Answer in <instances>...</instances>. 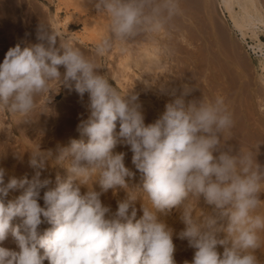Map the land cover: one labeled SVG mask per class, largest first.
<instances>
[{"label":"clouds","instance_id":"1","mask_svg":"<svg viewBox=\"0 0 264 264\" xmlns=\"http://www.w3.org/2000/svg\"><path fill=\"white\" fill-rule=\"evenodd\" d=\"M93 6L92 18L105 21L93 55L40 25L41 42L18 43L0 60V143L15 137L9 117L27 122L37 108L49 114L60 85L81 98L87 94L86 118L76 126L80 139L43 151L38 142L28 152L31 165L38 157L41 169L45 162L62 166L66 179L57 176L53 185L39 171L29 179L0 166V244L11 235L18 248L0 246V264H175L174 236L194 250L183 264H261L256 253H264V165L256 160L258 144L233 151L228 143L234 120L225 98L186 101L192 91L187 84L177 95L167 78L143 80L173 97L145 124L138 94L121 92L98 71L95 56L114 48L126 52L136 36L164 32L178 0H94ZM155 51L168 55L158 43ZM117 145L131 152L139 186L129 188L135 173L126 167L125 153L114 151ZM117 189L126 198L113 211L101 196ZM201 197L211 213L197 208ZM173 209L184 225L179 232L161 219ZM42 223L50 227L40 233Z\"/></svg>","mask_w":264,"mask_h":264},{"label":"rangeland","instance_id":"2","mask_svg":"<svg viewBox=\"0 0 264 264\" xmlns=\"http://www.w3.org/2000/svg\"><path fill=\"white\" fill-rule=\"evenodd\" d=\"M179 1L182 2L181 0H178V3H179ZM183 1H185V0H183ZM191 2H190V4H191ZM193 2H194V0H193ZM217 2H218V0H204L202 3L205 5V8H204L205 12H203V7H201V9L200 8L197 9L198 7L195 6L194 3L193 4L196 8L193 6V4H192L193 7L190 4H188L187 1L183 2V4H185V6L188 4V6H186V7H190L192 9H189V8L187 9L185 6H183L182 3L178 4V6L181 5V7H180V9H178V11L175 15L179 16V17L190 18L189 23L184 22L186 24L187 28H185V30L183 32V37H184L183 39L181 37L177 36L178 34L176 33V27H175L177 25V23L175 22L176 19L175 18H174L175 20L173 19V17H175V15H173V17L171 18L172 21L171 20L169 21V23L166 27V30L164 32L159 33V34H154V35L142 34V35H140L141 37L138 35V39L143 38V39H141L142 41H140V40L138 41V39L136 38L137 36H136L128 44L127 51L131 55L132 54L136 55L138 47L144 43H147L148 41L150 43L154 44L155 46L158 43L159 45L167 48V50H168L167 56L159 57L157 55L158 60H159L158 64H159V66H161L160 67L161 69L152 71L150 73V77H147V80L152 79L153 81H156L158 79V83H159L160 80L167 78V81H168L167 87L169 89L175 87L177 89V95L179 94L180 86L187 83V85H189V87L192 88V91L190 92V94L187 97H185L186 101H187V99H194V96H195V99H199L201 97L202 98L206 97V99H207L209 97V95H208V93L204 94V92L206 93L207 90L204 88L205 84L203 83L204 81H202V79H201L202 78L201 75L203 74V72H206V70H204V68H206L204 66V63L208 64L210 62V59H213V61H215L214 59H216L218 57L221 60L220 63L223 64V61H224V63L226 64V65H224V67H227V70H228L227 72L225 70V73L227 75L225 74L226 78L224 79V81H232V79L234 80L236 77H238L236 74V72L238 71V73H240L243 76V78L240 81H249L251 84V87L253 89L255 88L254 90L257 91L259 89L258 73L259 74L262 73V71L260 69H262V65L264 62V60L262 58V56L264 54V50H263L264 48L262 46H258L256 44L257 41H255L254 39L249 37L250 33L246 37L240 38L241 36H239L236 31H232V26H231L232 23H231V20L229 19L227 12H225V10H223L225 16H221L222 12L218 9ZM53 3H54V0H0V33H1L0 34V60L3 59L4 54L6 53V51L10 47H13L18 43L21 44V46L23 47L26 44H35V43L41 42V41H38V39H37V34H38L39 29H40V25H42L43 27H45L46 29H48L49 31L54 33L53 29L48 25L49 24V20H48L49 14L48 13L52 12L54 10ZM255 3H257V5H255L256 8L259 9V11H258V9H256V11L258 12L259 16L261 17V19L263 20V23H264V0H255ZM182 6L185 7L186 9L182 8ZM184 10L185 11L187 10L188 13L190 14V16H192L193 18L190 16H187V15H189L188 13L186 15H184L187 12V11L185 12ZM201 10H202L203 15L201 14ZM206 10H207L208 14L206 13ZM235 10L236 11L238 10V8L236 6H235ZM180 13L182 16L180 15ZM199 13H200V15H199ZM209 18L214 21V26H213L212 30L210 29L209 26L207 27V25H209ZM193 22H194V24H193ZM189 26H190V28H189ZM79 28L80 27L78 26V24L70 25L69 26L70 32H67L66 34L64 33V36L67 39L71 40L83 52H85L86 55H93L95 47H91L89 45H84L83 43H81L80 41H78L77 39H75L71 35V32L72 33L78 32ZM262 28L263 27H260V25H258L257 29H255V30H256V33H258L257 34L258 39L260 40V42L262 44H264V28L263 29ZM220 29H222L225 32V35L230 42V43L225 44V47L227 48L226 49L227 54L226 53L224 54L222 52L225 55V59H224V55H221L222 53H220V50H218L219 45L216 41V33L219 32ZM209 32H211V33H209ZM175 34H177V35H175ZM209 36H211V37L208 38ZM144 38H145V40H144ZM208 40H210V41H208ZM207 43H209V44H207ZM207 45H208L209 49L207 48ZM210 49H212V51H210ZM260 49H261V51H260ZM206 51H207V54H206ZM262 51H263V53H262ZM203 52H205V53H203ZM120 54H122V52H120L118 49L114 48L111 51H109L103 55L95 56L96 62L100 65V68H101V69H98V71L101 74L106 73V75L111 79L109 82L113 83V85L117 89H119V88H118L115 81H117V80L118 81H126L124 83L125 88H126L125 91H129L132 89L133 92L138 94V101L141 104V110H142V113L144 115V122H145V124L151 123L156 118H158V116L163 112L165 103L169 102L173 97L168 95L167 93H160L159 91H157V89L155 87H151L152 88L151 90H145L144 89L143 91L139 92V90H138L139 85L136 84V80H135L133 74H128L126 76V80H121L119 77V72L115 66V61L118 59ZM210 54H211V56H210ZM203 55H204V57H202ZM213 56H215V58ZM226 56L228 57V59ZM205 59H206V61H204ZM207 59L209 60L208 63H207V61H208ZM219 59H216V61H219ZM228 60L231 61L232 65H230ZM226 61H227V63H226ZM208 65H206V66H208ZM232 68H234V70L236 72H232L233 74L232 73L230 74V72H231L230 70L234 71ZM60 69L62 70V66L60 67ZM140 75L142 78L146 79V76L143 73H141ZM69 83H71V82H69ZM256 83H258V84H256ZM254 85H255V87H254ZM201 90H203L204 92ZM258 92L259 93L256 95L260 96V99H261L262 95H264V93H262V92H264V91H261V89H259ZM200 93H201V96H200ZM196 95H198V98ZM246 98L244 97V99H243V96H241V98L238 100V104L240 103L239 105L241 106L239 108L240 110L238 109V112H239V114L237 116V118H239L238 121L240 120V118H242L238 122V124L239 123L242 124V122L244 121V123H243L244 126L242 124V127L244 129L241 127V124H239L240 126H238V128L241 127L240 129L250 130L252 132H254V130H255V132H254V134H255L254 136L256 137L255 143H256V145L258 144L257 145L258 151L257 150L256 151L258 154H263V156H264V150L261 149L264 145L263 144L264 140H261L262 139L261 137H264V135L260 136L262 134H260L259 131L257 130V129H259V127L261 129H262V127L264 128V117H263L264 112L261 114V111L257 108L258 104H256V102L258 101V103H259V98L254 97V100L256 102L253 101L254 103H253L251 110H250V107L247 108L248 105H246V103L248 104L250 101H248V99H246ZM146 101L148 103H146ZM81 102H82V104H81ZM150 103H151V105H149ZM79 104L81 106H78ZM86 104H87V94H85L84 97L81 98L78 96V94L73 89H71L70 87L64 86L61 91L57 92L54 100L48 105V107L51 109V112H50L51 114L50 113L47 114L46 112H45V114L44 113L40 114L41 110L39 108H37L36 109L37 112L36 111L34 112L35 115L32 114L33 116L32 115L30 116V119H31V117H32V119L31 120L29 119L28 126L32 125V126H30L31 128L26 126L25 129H21L22 131H25V132L29 131V132L23 133L20 129L15 128L14 129L15 130L14 131L15 137L13 138L14 140L12 139L13 142H12V140L8 141V145L5 143H3V144L0 143V147H1L0 152H2L3 150L5 152L7 148L4 149L3 147H8L9 143L12 142V143H10V147H8L9 150L8 149L7 150L10 151V153H13V155H12V156H14L13 158L17 159V156H18V158L21 157V161L24 163V165H26V162H27V166H30L33 168V165L28 163V161L30 159L28 152L29 151L31 152L34 150V148H35L34 145H36L37 142H39V143L42 142L39 144L40 149L42 151L47 150L49 148H54L53 146H56L57 142L59 143V141H57V140L55 141V143H53L54 142L53 140H49L50 138H46L47 132L49 133L48 127L49 126L51 127L52 125L54 126L55 123L57 125H59L58 121L57 122L55 121L56 120L55 115H54L55 111L58 110V112H59V110H62L63 105L66 108L70 106L69 108H72L71 111H73V113L76 112L75 113L76 115L73 114L74 116L73 115L72 116L74 117V120H76V123L78 124L80 119L86 118V109H85ZM65 107H63V109H65ZM73 108H75V109H73ZM246 110H248V111H246ZM52 111H54V113ZM249 112H251V114ZM36 114L38 115L39 119L38 118L36 119V116H37ZM234 114L235 115L233 116V119L236 116L235 112H234ZM252 114H253V116H252ZM45 115H48L49 117L45 116ZM46 118H47V121L49 122V124H48V126H46L47 124L44 125V127L46 128L45 129L46 132L44 133V135H42L43 131L39 133L37 128H38V126H39V128H41V126L43 124V123H41V122H43L42 120H44L46 123ZM245 118H246V120L249 119L248 122L245 120ZM13 119L14 118L9 117V120H8V122H10L12 125L16 121ZM254 119H255V122L253 123ZM257 119H259V120L257 121ZM32 121H34V122L31 123ZM36 121H38V122L36 123ZM236 121L237 120L234 121V124L236 123ZM52 122H54V123H52ZM249 122H251V124H253V126L249 125L247 127V124H249ZM256 122H258L259 125L256 124ZM0 123L1 124L5 123V121L0 120ZM261 123H263V124H261ZM36 124L37 125L40 124L41 126L40 125L37 126ZM77 124H75V125H77ZM254 125H256V126H254ZM250 127H251V129L254 128V130H251ZM261 129H259L260 132L262 133V131H263V133H264V129H262V131H261ZM34 132H35V134H34ZM59 133L61 134V137L63 134H65V133H63V130L59 131ZM67 133H66L67 136H70V134H72V133L73 134L77 133V135H78V131L76 130V126H75V128H73L70 131V133L69 132H67ZM24 134L27 137V141L30 140L28 143L26 140L23 139V138H25ZM26 134H28V136ZM19 135H21V136H19ZM36 137H37V139H36ZM39 137L41 138V140ZM15 138H16V141H15ZM3 140H4L3 136L0 135V141H3ZM260 140L262 142H260ZM49 141H51V143ZM32 143L33 144L35 143V144L32 145ZM11 144H13V146ZM16 144H17V146H16ZM260 145H261V147H259ZM11 147L12 148L15 147L14 150ZM31 147L33 148V150L31 149ZM120 147H122V148L124 147V148H126L127 151H129L127 146L126 147L124 145L123 146H121V145L116 146V148H120ZM15 149H20V151H22V153L19 150H15ZM25 149L28 150L27 154H25V152H26ZM16 151H17V153H16ZM18 151H19V153H18ZM23 152H24V154H23ZM23 156H25V158ZM127 158H128L127 155H125V157H124L125 165H126V163H128V164L130 163L127 161L128 160ZM258 158H259V156L256 157V160H258ZM38 161H39V158L37 157V162ZM45 164L49 165V163H46V162H45ZM128 164L126 166L128 168L133 166V165H131L132 163H130L129 165ZM38 165L39 164L37 163V166H35V167H38ZM56 166L57 165L52 166V171L56 168ZM17 167L19 168V165H17ZM18 168H17L18 171L14 170L15 173H12V174H14L15 176L17 175V177H20L19 173H21V174H24V173L22 171H20ZM32 168H31V170H32ZM51 174H53V173H51ZM262 198H264V197H262ZM175 214L177 215V214H179V212L176 210H174V211L171 210L169 213V215L171 217L176 216ZM222 236H223V234H221V238H222ZM175 246H177L179 248V250H178V248L175 249V250H177V254L174 257L175 262H176L175 264H182L181 261L190 260L189 258L183 257V254H182L183 247L180 244L175 245ZM191 250H193V249H191ZM258 252H259V250H257V253ZM179 253H181V254H179ZM258 254H260V253H258ZM257 257H258V255H257ZM45 263L47 264L46 260L43 262V264H45Z\"/></svg>","mask_w":264,"mask_h":264},{"label":"bare ground","instance_id":"3","mask_svg":"<svg viewBox=\"0 0 264 264\" xmlns=\"http://www.w3.org/2000/svg\"><path fill=\"white\" fill-rule=\"evenodd\" d=\"M181 1L182 2L179 1V3H182V4H183V2H186V1L188 2V4H190L191 1L193 2V0H185V1L181 0ZM203 1L202 0H194L193 3L195 4V6L198 7L197 9H199V8L201 9V7H203V12H205L204 11L205 10L204 9L205 8V5L202 3ZM192 2L190 4L191 6L193 4ZM188 4L186 6H188ZM194 4H193V6H194ZM93 5H94V0H93L92 3H90L89 0H54V3H53L54 10L52 12H49L48 13L49 14L48 15V17H49L48 18V20H49V24L48 25L53 29L54 33H58V34L64 35V33L66 34L67 32H70V30H69V26L70 25L78 24V26L80 27L79 28V31L76 32V33H72L71 32V35L75 39H77L78 41H80L81 43H83L84 45H89L91 47H95L96 44H97V42L99 41L100 37L103 35V25H104L105 21H104L103 18H101L99 16H96L95 18H92V17H94L96 15V10H95V8H94ZM255 5H257V3H255V0H218V2H217V7L222 12L221 16H225L223 10H225V12H227V14L229 16V19L231 20V23H232V25H231L232 26V31H236L238 33V35L241 36L240 38H244V37H246L250 33L249 37L252 38V39H254L255 41H257L256 44L258 46H262L264 48V44H262L260 42V40L258 39V36H257L258 33H256V30H255V29H257L258 25H260V27H263L264 28L263 20L261 19V17L259 16L258 12L256 11V9H258V8H256ZM183 6H185V4H183ZM183 6H182V8H185L186 7V6L185 7H183ZM235 6L238 8L237 11L235 10ZM178 7H179L178 9H180L181 5L178 6ZM186 8L187 9L188 8L189 9H192L190 7H186ZM258 11H259V9H258ZM187 13H188V11L184 15H186ZM206 13H207V10H206ZM201 14H202V10H201ZM180 15H181V13H180ZM199 15H200V13H199ZM187 16H190V14L187 15ZM190 17H192V16H190ZM174 18L176 19L175 22L177 23V25L175 27H176V33L178 34V35L177 34H175V35H177V36H179V37H181L183 39L184 38L183 37V32H184L185 28H187L186 27V24L184 22L189 23V21H190L189 19L190 18H188V17H186V18L179 17V16H176V15H175V17H173V19ZM193 24H194V22H193ZM208 26L210 27L211 30L213 29L214 21L212 19H210V18H209V25H207V27ZM189 28H190V26H189ZM209 33H211V32H209ZM140 35H142V34H140ZM210 37L211 36H209L208 38H210ZM136 38L138 39V36ZM141 39H143V38L138 39V41L139 40L142 41ZM144 40H145V38H144ZM210 40H208V41H210ZM216 41H217V43L219 45V49L218 50H220V53L223 52L225 54L226 53V49H227L225 47V44L226 43H230V42H229L228 38L226 37L225 32L222 29H220V31L216 33ZM207 44H209V43H207ZM155 48H156V46L148 41L147 43H144V44H142V45H140L138 47L136 55H133V54L131 55L128 51H126V52L120 54V56L118 57V59L116 58L117 60L115 61V66H116V68H117V70L119 72L120 79L121 80H126V76L128 74H133V76H134V78L136 80V84L139 85L138 86L139 87L138 88L139 92L140 91H143L144 89L145 90H151L152 89L151 87H146L145 84L142 81L143 80H147V77H150V73L152 71H154V70H160L161 69L160 68L161 66H159V64H158V61L159 60H158V57H157V53L155 51ZM207 48L209 49L208 45H207ZM207 51H206V54H207ZM210 51H212V49H210ZM260 51H261V49H260ZM203 53H205V52H203ZM223 53L221 55H224ZM262 53H263V51H262ZM210 56H211V54H210ZM215 56H213V57L215 58ZM202 57H204V55ZM262 58L264 60V54H263ZM216 59H219V58L217 57ZM216 59H214L215 61H213V59H210V62L207 59L208 60L207 63L209 62L208 63L209 65L204 63V66L206 67V68H204V70H206V72H203L204 75L203 74L201 75L202 76L201 79H202V81H204L203 82L205 84L204 88L207 90V92L205 93L203 90H201V91H203L204 94H207L208 93V95L210 97V98L208 97L209 99L214 98L217 95L223 96L225 98V101H226V103L228 105V108L232 112L233 116L235 115L234 112L236 113V116L233 119L234 121L237 120L236 123H235L236 125L234 124V126H233V128L231 130V133H230V141L228 142V143H230L233 146V151L238 150L239 147H241V148L254 147L256 145V143H255V138L256 137L254 136L255 135L254 134V132H255L254 128L251 129V127H250V129L251 130H254V132H252L250 130H243L244 129L242 127V124L244 123L243 120H242L243 121L242 124L239 123V124H241V127L243 129H240L241 127L238 128V126H240L238 124V122L242 119V118H240V120L238 121L239 118H237V116L239 114L238 109L241 107L239 105L240 103L238 104V100L241 98V96H243V99H244V97L245 98L247 97L246 99H248V101H250V102L248 104L246 103V105H248L247 108L250 107V110H251V108L253 106V103H254L253 101H255L254 100V97L255 98H259V103H258V101L257 102L255 101L256 104H258V107L257 108L261 111V114L264 112V95H262V98L261 99H260V96H257L256 95V94L259 93L258 92L259 89H261V91H264V62H263V65H262V69H260L262 71V73L261 74L258 73V80H259L258 82H259V84L258 83H256V84H258L259 89L256 91V90H254L255 88L253 89L251 87V84H250L249 81H240L243 78V76L240 73H238V71L236 72L234 70V68H232L234 71L230 70L231 72L230 71L229 72H230V74L232 72H236V74H237L238 77L235 76L236 78L234 80L232 79V81H224V79L226 78V76H225V74H226L225 73V70H226V72L228 71L227 70V67H224V65H226V64L224 63V61H223V64H222V63H220L221 62L220 59H219V61H216ZM224 59H225V55H224ZM227 59H228V57H227ZM204 61H206V59ZM228 62L230 63V65H232L231 61L228 60ZM226 63H227V61H226ZM206 65H208V66H206ZM61 73H63V67H62ZM141 73H143L146 76V79H144V78L141 77V75H140ZM115 82H116V84H117V86H118V88H119V90L121 92H126L125 91L126 88H125V85H124V83L126 81H118L117 80ZM63 87H64L63 84L60 85L58 92L61 91ZM254 87H255V85H254ZM262 93H264V92H262ZM56 94L54 96H52L51 102L54 100ZM198 95H196L197 98H198ZM200 96H201V93H200ZM194 98H195V96H194ZM146 103H148V102L146 101ZM81 104H82V102H81ZM149 105H151V103ZM78 106H81V105L79 104ZM63 107H65V106L63 105ZM63 107H62V110H59V112H58V110L55 111V113H54V111H52L54 113V115H55V119H56L55 121L56 122L58 121V124L59 125H57L55 123V125L53 126L51 124L52 126L51 127L50 126L48 127L49 133L47 132V137L46 138H50L49 140H53L54 141V142L52 141L53 143H55V141L57 140L61 144H67V142L69 141V139H80L81 138L79 133H78V135H77V133H75V134L72 133V134H70V136H67V134H68L67 132L70 133V131L73 128H75V126H77V125H75V124H77L76 123V120H74V117H73L74 115H76L75 114L76 112L73 113V111H71L72 108H69L70 106L67 107V108L65 107V109H63ZM73 109H75V108H73ZM246 111H248V110H246ZM249 113L251 114V112H249ZM33 115H35V113H33ZM45 116H48V115H45ZM252 116H253V114H252ZM12 118H14L13 120H16L15 122L13 121L14 123L12 125L13 126V133L14 134H15V132H14L15 131L14 130L15 128L16 129H20V130L21 129H25V127L28 126V124H29L30 117L27 118V122H25V120H23V119H21L19 117H12ZM37 118L39 119L38 115L36 116V119ZM47 118H46V123H45L44 120H42L43 122H41V123H43L42 124L43 127L40 124H38V125L41 126V128H39V126L36 124L38 126L37 129H38L39 133L43 131L42 132L43 133L42 135H44V133L46 132L45 131L46 128L44 127V125L47 124L46 126H48V124H49V122L47 121ZM31 119H32V117H31ZM245 120H246V118H245ZM248 120H246V121L248 122ZM258 120L259 119H257V121ZM38 121H36V123ZM33 122L34 121H32L31 123H33ZM251 122H249V124H247V127L249 125H252L253 126V124H251ZM254 122H255V119L253 120V123ZM52 123H54V122H52ZM256 124L259 125L258 122H256ZM261 124H263V123H261ZM30 126H32V125H30ZM30 126H28V127H30ZM243 126H244V124H243ZM254 126H256V125H254ZM61 129L63 130V133H65V134L62 135V137H61V134L59 133V131H62ZM259 129H261V128L259 127ZM259 129H257V130L259 131L260 134H262L260 136H263L264 133H263L262 129H264V128L262 127V129H261L262 133L260 132ZM22 132L23 133H28L29 131L28 132L27 131L26 132L25 131H22ZM34 134H35V132H34ZM26 135L28 136V134H26ZM19 136H21V135H19ZM24 137L25 138H23V139L27 141V137L25 136V134H24ZM261 138H262L261 140H264L263 139L264 137H261ZM36 139H37V137H36ZM13 140H12V142H13ZM40 140H41V138H40ZM261 140H260V142H262ZM15 141H16V138H15ZM29 141L30 140H28L27 143ZM12 142H10V143H12ZM49 142L51 143V141H49ZM10 143H9V146L8 147H10ZM40 143H42V142H40ZM5 144L8 145V143H5ZM34 144L32 143V145H34ZM263 144H264V141H263ZM11 145L13 146V144H11ZM16 146H17V144H16ZM34 146H36V145H34ZM121 146H123V145H121ZM8 147H3V148L4 149L7 148L9 150ZM15 147H13V148L11 147V148L14 150ZM53 147L55 148V146H53ZM259 147H261V145ZM263 147H264V145H263ZM263 147L261 149L264 150ZM7 149L4 152V154L2 156H0V166L4 167L11 174L12 173H15V171L18 168L17 165H19V168L18 169L24 173V174L19 173L20 174V177L21 176H27L28 178H31L33 175H35L36 172L39 171L41 173V178L48 177V178H50V180L52 181L53 184H55V181H56V177L57 176H59L61 180H64L69 175V173L67 172V170L64 167L58 166V165L56 166V168L53 171H52V166L53 165H50V164L48 165V164H45L44 163L43 169H41L39 166L38 167L33 166V168L30 167V166H27V162H26V165H24V163L21 161V157L18 158V156H17V159L13 158L14 157V156H12L13 153H10V151H8ZM20 149H15V150H19L20 151ZM31 149L33 150L32 147H31ZM257 149H258V147H257ZM25 150H26L25 154H27L28 150L27 149H25ZM19 151H18V153H19ZM114 151L115 152H124L125 155H127V157H128L127 158L128 159L127 161L131 163V155L132 154L129 151H127L126 148H124V147L123 148L122 147L115 148ZM20 152L22 153V151H20ZM16 153H17V151H16ZM23 154H24V152H23ZM125 155H124V157H125ZM25 156H23V157L25 158ZM257 156H259L257 162L259 164H261V165H264V156H263V154H258L257 153L256 157ZM28 163H29V161H28ZM37 163L39 164V161ZM127 164L128 163H126V166H127ZM132 167L134 168V166H131L130 168L135 173V175L129 181V188H132L134 186H139L140 183H141L140 175L138 173H136L135 168L133 169ZM31 168H32V170H31ZM51 173H53V174H51ZM5 179L7 180V177ZM92 186H93V189L94 190H97V191L99 190L97 184L93 183ZM85 190H86V188H84V187L81 188V191L82 192L85 191ZM21 191L22 190H19V189L18 190H15V191H11L10 194H9V198L15 197L16 195H19ZM125 198H126V192L124 190H122V189H117L115 192H112V190H109L108 192L102 194V196H101L102 202L105 203L106 205L110 206V209L113 210V211L116 208L117 201L123 200ZM40 203L42 204V201H40ZM136 206H137V218H138L142 214L141 211H140V201H137V205ZM197 208H199L200 210H202L205 213H211L212 212V206L207 205L204 202V200H203L202 197L197 202ZM174 210L175 209H173V211ZM176 211H178V210H176ZM169 213H170V211L168 213L164 214L163 216H161V219H163V221L166 223V225H168L169 227H171L174 230V232L181 231L184 228V225H183L182 221L180 220V212L177 215L175 214L176 216H173V217H171L169 215ZM19 222H20L19 219H14L12 223L19 224ZM48 227H50V225H48L47 223H42L39 226L38 231L40 233H42ZM173 242H174L175 245L180 244L183 247V250H182L183 257L184 258H189L190 260H188V261L190 262L191 259H192V255H193V251L194 250H191V248H189L187 246V242L186 241L178 240V239L175 238V236L173 238ZM0 246H3V247L8 248L10 250H18L17 245H16V242L11 237V235H9L5 239V241H3L2 244H0ZM176 248H178V247L175 246V249ZM178 250H179V248H178ZM218 251H222V248L220 246H218ZM258 253H260V254H258ZM258 253H256L258 255V259L261 261V264H264V253H262L260 251ZM176 254H177V250H175V252H174V257L176 256ZM179 254H181V253H179ZM181 262L183 264L184 261H181Z\"/></svg>","mask_w":264,"mask_h":264}]
</instances>
